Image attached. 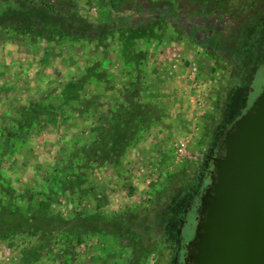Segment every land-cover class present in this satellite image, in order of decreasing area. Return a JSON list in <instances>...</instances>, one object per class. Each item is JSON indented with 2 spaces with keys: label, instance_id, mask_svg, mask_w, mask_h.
Wrapping results in <instances>:
<instances>
[{
  "label": "rangeland",
  "instance_id": "rangeland-1",
  "mask_svg": "<svg viewBox=\"0 0 264 264\" xmlns=\"http://www.w3.org/2000/svg\"><path fill=\"white\" fill-rule=\"evenodd\" d=\"M263 88L264 0H0V264H182Z\"/></svg>",
  "mask_w": 264,
  "mask_h": 264
},
{
  "label": "water",
  "instance_id": "water-1",
  "mask_svg": "<svg viewBox=\"0 0 264 264\" xmlns=\"http://www.w3.org/2000/svg\"><path fill=\"white\" fill-rule=\"evenodd\" d=\"M207 159L182 264H264V88Z\"/></svg>",
  "mask_w": 264,
  "mask_h": 264
},
{
  "label": "built area",
  "instance_id": "built-area-1",
  "mask_svg": "<svg viewBox=\"0 0 264 264\" xmlns=\"http://www.w3.org/2000/svg\"><path fill=\"white\" fill-rule=\"evenodd\" d=\"M176 152V157L182 161L187 154V142L184 140H180Z\"/></svg>",
  "mask_w": 264,
  "mask_h": 264
},
{
  "label": "trees",
  "instance_id": "trees-1",
  "mask_svg": "<svg viewBox=\"0 0 264 264\" xmlns=\"http://www.w3.org/2000/svg\"><path fill=\"white\" fill-rule=\"evenodd\" d=\"M207 165H208V163H206V164L204 165V168L202 169V171H203L202 174H207V176H208V169H209V167H208Z\"/></svg>",
  "mask_w": 264,
  "mask_h": 264
},
{
  "label": "flooded vegetation",
  "instance_id": "flooded-vegetation-1",
  "mask_svg": "<svg viewBox=\"0 0 264 264\" xmlns=\"http://www.w3.org/2000/svg\"><path fill=\"white\" fill-rule=\"evenodd\" d=\"M213 152H214V150L211 152V154H209V155H212L213 154ZM206 162L208 163V167H209V161H208V159H206Z\"/></svg>",
  "mask_w": 264,
  "mask_h": 264
}]
</instances>
